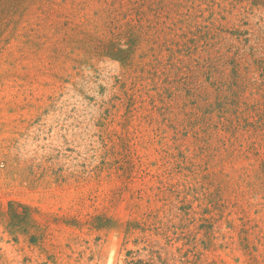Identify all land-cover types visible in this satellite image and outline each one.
<instances>
[{
  "label": "rangeland",
  "instance_id": "374dc122",
  "mask_svg": "<svg viewBox=\"0 0 264 264\" xmlns=\"http://www.w3.org/2000/svg\"><path fill=\"white\" fill-rule=\"evenodd\" d=\"M0 264H264V0H0Z\"/></svg>",
  "mask_w": 264,
  "mask_h": 264
}]
</instances>
